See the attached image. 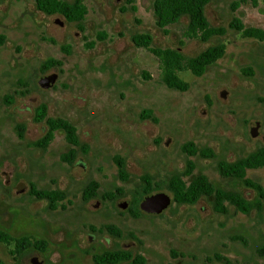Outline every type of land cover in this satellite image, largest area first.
<instances>
[{"label":"rangeland","instance_id":"374dc122","mask_svg":"<svg viewBox=\"0 0 264 264\" xmlns=\"http://www.w3.org/2000/svg\"><path fill=\"white\" fill-rule=\"evenodd\" d=\"M81 1L83 18L68 21L38 10L35 0H0V230L45 243L42 250L29 247L15 255L12 243L0 242V258L6 264H94L92 254L124 248L145 264H264V165L247 168L243 177L218 170L264 146V36H244L229 24L237 18L244 27L264 31V0H209L208 23L223 33L205 41L183 34L186 16L158 27L153 0ZM137 35H148L149 45H135ZM218 43L225 44L223 56L200 75L178 71L188 82L186 90L162 82L151 48L193 57ZM46 58L61 64L41 69ZM48 74H55V81L43 88L38 80ZM41 102L48 116L75 128L80 145L71 163L60 158L74 147L62 130L54 131L43 149L28 144L46 129L32 120ZM144 111L148 114L141 116ZM17 123L24 127L22 138ZM184 143L192 144L193 155L181 150ZM114 155L124 160L125 180ZM144 173L151 176L152 193L168 194L171 177L188 184L202 175L212 194L235 195L248 211L225 203L224 213H218L213 196H201L194 204L171 200L158 214L133 217L126 208L145 196ZM90 180L98 183L96 195L84 201L82 190ZM31 184L40 192L61 190L58 206L50 209L29 194ZM258 199L260 208L254 205Z\"/></svg>","mask_w":264,"mask_h":264},{"label":"trees","instance_id":"16d2710c","mask_svg":"<svg viewBox=\"0 0 264 264\" xmlns=\"http://www.w3.org/2000/svg\"><path fill=\"white\" fill-rule=\"evenodd\" d=\"M209 0H153L152 8L156 17V25L160 28L165 27L168 24L174 23L179 20L180 17L186 16L187 23L183 30V34L190 38H198L202 41L207 40L210 36L215 34H222L223 28L221 26H211L208 23L205 15V6ZM254 1V0H253ZM35 7L46 13L53 14L59 13L68 21H80L86 11V8L81 0H74L71 4H66L60 0H35ZM230 26L242 31L244 36L262 38L264 31L255 27H244L243 24L237 19L233 18L229 22ZM133 42L137 46L147 47L150 43V37L148 35L134 36ZM4 41V35L0 34V45ZM151 52L158 58L160 77L162 82L169 88H174L180 91H184L188 88V82L184 81L178 76V71L189 70L194 75H200L206 66L212 64L225 52V44L218 43L207 46L199 54L193 57H184L178 51L165 48H151ZM61 64L60 60L53 58H46L41 64L40 68H47L50 66H58ZM11 99V97H8ZM9 102V100H6ZM147 112H142L141 116H145ZM145 114V115H143ZM34 122H44L46 129L44 133L38 138L30 141L28 144L36 148H45L52 140L54 131L62 130L64 132L65 140L74 147L60 155V158L71 163L76 155L75 146L80 145V141L76 135L75 128L66 119L59 117H51L47 115V105L44 102L39 103L34 108L32 116ZM18 136L23 137L22 131L24 129L22 123L16 124ZM81 150L86 151L87 145L82 144ZM181 150L188 155H193L195 150L191 143H184L181 146ZM203 156H210L211 152L202 150ZM113 160L117 166V172L121 179L125 180L127 173L124 168V160L119 155H114ZM264 165V146L257 150L247 154L245 157L240 158L232 163H224L218 166L219 173L225 177H243L247 168H256ZM187 172H191L193 169V163L191 160L186 161ZM141 178V195L149 194L153 192V186H151V176L148 173H144ZM247 183H251L246 181ZM98 183L95 180H90L82 190L83 200H89L96 195V189ZM167 188L171 194V200L177 204H192L195 203L201 196H213V208L218 213H224L225 203H230L237 210L241 212H247L249 205L243 200L239 199L235 195L225 193L221 190L213 192L211 183L202 175L193 177L188 184H184L178 176H173L169 179ZM260 188V187H258ZM29 194L39 198H43L50 209H55L58 206V201L62 199V191L53 189L50 191H37L33 189V185H30L28 190ZM117 193H120V189H116ZM115 194H107L108 198H114ZM263 194H259V198ZM134 206H128L127 209L133 216L141 214V210L136 204ZM259 199L255 201L254 205L260 208ZM107 229L113 233L119 235V232L112 226H107ZM133 237V235H131ZM0 242L4 244H13L14 249L11 253L15 255L20 254L29 247L42 250L45 247L44 241H32L26 237L15 239L8 234L0 230ZM263 252V249L260 250ZM92 260L95 264H116L118 262H125L126 264H142L143 258L139 255H133L132 252L124 248H116L111 250H104L101 253L93 254ZM216 260H224L229 263L227 259L216 254ZM0 264H6L0 258ZM9 264H20L14 261ZM53 264V263H48Z\"/></svg>","mask_w":264,"mask_h":264},{"label":"water","instance_id":"95a60500","mask_svg":"<svg viewBox=\"0 0 264 264\" xmlns=\"http://www.w3.org/2000/svg\"><path fill=\"white\" fill-rule=\"evenodd\" d=\"M58 24H62L59 20H56ZM55 74H48L41 76L38 80V83L43 87V88H48L51 87L52 84L55 81ZM256 125L251 124V127L254 128ZM171 202V196L168 193L165 192H154V193H149L146 194L141 201L139 202V207L146 213H153V214H158L164 209L168 207V205ZM125 202H120V206L124 207Z\"/></svg>","mask_w":264,"mask_h":264},{"label":"flooded vegetation","instance_id":"af4514ba","mask_svg":"<svg viewBox=\"0 0 264 264\" xmlns=\"http://www.w3.org/2000/svg\"><path fill=\"white\" fill-rule=\"evenodd\" d=\"M151 193H152V192H151ZM145 195H146V194H145ZM169 195H170V194H169ZM170 196H171V195H170ZM84 201H87V200H84ZM196 202H197V201H196ZM119 204H120V202L118 203V205H119ZM192 204H194V203H192ZM119 207H121V206L119 205ZM124 207H125V206H124ZM124 207H122V208H124ZM138 207H139V204H138ZM139 208H140V207H139ZM140 210L142 211L141 214H142V213H146V212H144L141 208H140ZM126 211L130 214V212L128 211L127 208H126ZM149 214H150V213H149ZM130 215H131V214H130ZM139 215H140V214H139ZM139 215H138V216H139ZM131 216H133V215H131ZM133 217H137V216H133ZM108 250H109V249H108ZM132 254L134 255L133 252H132ZM92 255H93V254H92ZM135 255H136V254H135ZM137 255H139V254H137ZM139 256H141V255H139ZM141 257H142V256H141ZM142 258H143V257H142ZM213 259L216 260V254L213 255ZM143 260H144V261H143L142 264H145V259L143 258ZM118 263H120V262H118ZM118 263H117V264H118ZM124 263H125V262H124ZM94 264H95V263H94ZM125 264H126V263H125Z\"/></svg>","mask_w":264,"mask_h":264}]
</instances>
